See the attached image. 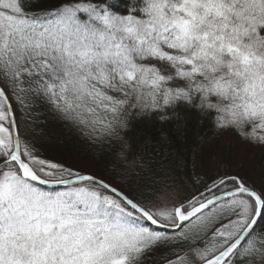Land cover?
I'll list each match as a JSON object with an SVG mask.
<instances>
[{"label":"snow or ice","instance_id":"6c2138e0","mask_svg":"<svg viewBox=\"0 0 264 264\" xmlns=\"http://www.w3.org/2000/svg\"><path fill=\"white\" fill-rule=\"evenodd\" d=\"M179 102L264 148V0H0V264H264V180L123 135Z\"/></svg>","mask_w":264,"mask_h":264},{"label":"trees","instance_id":"16d2710c","mask_svg":"<svg viewBox=\"0 0 264 264\" xmlns=\"http://www.w3.org/2000/svg\"><path fill=\"white\" fill-rule=\"evenodd\" d=\"M174 110L180 114L181 120L161 121L157 113L135 117L123 135L133 150L144 148L145 139L150 137L151 143L147 147L161 156L166 155L164 167L176 185L180 186L183 173L203 175L208 171L211 175L226 168L231 172L239 170L253 182L264 180V148L244 143L231 132L221 131L215 124L214 113L201 115L199 110L183 102L177 103ZM163 136L167 137V143L161 142ZM46 146L50 150L56 148L76 153L86 150V145L66 133L59 145ZM92 155L101 164L114 159L107 148L94 149ZM197 163L201 165L199 169L196 168Z\"/></svg>","mask_w":264,"mask_h":264},{"label":"rangeland","instance_id":"374dc122","mask_svg":"<svg viewBox=\"0 0 264 264\" xmlns=\"http://www.w3.org/2000/svg\"><path fill=\"white\" fill-rule=\"evenodd\" d=\"M218 167H220V169H223V166H221L220 164H217ZM179 187V184L177 185Z\"/></svg>","mask_w":264,"mask_h":264}]
</instances>
